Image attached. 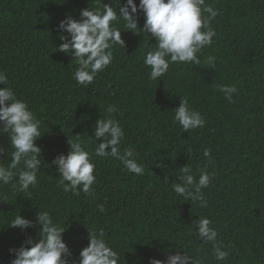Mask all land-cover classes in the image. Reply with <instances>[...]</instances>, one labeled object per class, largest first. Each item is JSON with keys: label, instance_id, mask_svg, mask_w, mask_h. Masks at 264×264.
<instances>
[{"label": "trees", "instance_id": "obj_1", "mask_svg": "<svg viewBox=\"0 0 264 264\" xmlns=\"http://www.w3.org/2000/svg\"><path fill=\"white\" fill-rule=\"evenodd\" d=\"M104 2L119 6V0ZM206 3L221 15L211 22L217 35L199 65L173 64L160 81L150 80L143 60L155 39L122 32L125 50L117 46L113 64L84 89L73 79L72 57L58 50L57 26L69 14L78 19L81 9L102 7L103 0H0V70L47 132L37 141L45 162L66 153L67 140L79 135L97 175L92 196L66 194L46 164L31 201L0 189V264H10L8 249L24 239L19 229L6 227L22 206L28 219L37 208L50 210L62 227L68 223L64 239L77 256L88 243L86 227H95L105 230L121 264H150L174 249L217 264L211 245L194 234L193 221L207 217L229 252L222 264H264V0ZM217 84L235 85L233 103ZM180 99L201 113L203 127L183 132L174 121ZM109 104L117 106L112 115L125 131L121 150L134 149L143 176L128 173L114 158L95 156L97 144L89 136ZM183 167L197 179L201 169L215 173L203 189L207 207L173 192L171 183Z\"/></svg>", "mask_w": 264, "mask_h": 264}, {"label": "clouds", "instance_id": "obj_2", "mask_svg": "<svg viewBox=\"0 0 264 264\" xmlns=\"http://www.w3.org/2000/svg\"><path fill=\"white\" fill-rule=\"evenodd\" d=\"M219 15L220 9L212 7L206 0H139V4L135 0H124L123 3L119 0L118 8L103 0L102 7L81 9L78 19L69 14L58 24L62 41L58 50L72 57V62L77 65L73 79L88 89L97 76L113 64L115 48L119 46L125 50L122 32L144 38L146 35L148 40L155 39V44H151L155 47L146 52L143 63L150 69L149 79L160 81L173 64H200L202 50L214 44L217 33L211 22ZM141 16L142 27L139 25ZM208 63L214 65V58L209 57ZM0 86V137L7 138V144L0 143V189H10L14 194H20L16 199L31 201L41 183V168L46 164L47 169L54 167L59 185L66 194L92 196L97 183L96 164L79 135L67 140L66 153H59L51 163H46L37 144L47 133L41 131V120L29 103L18 96L4 70H0ZM216 88L229 103L234 102L233 94L238 93L235 85L217 84ZM174 110V121L183 132L201 128L206 123L187 99H180ZM117 111V106L109 104L106 114L95 121L93 134L89 136L97 144L95 156L114 158L128 173L143 176L145 169L137 161L134 149L121 150L125 131L112 115ZM9 148L12 149L10 160ZM210 153V149L204 152L209 161L212 159ZM180 172L177 180L171 183L176 196L197 203L201 208L207 207L203 189L210 187L215 173L201 169L197 179L188 167L180 168ZM22 208L17 215L7 219L6 227L19 229L24 236L18 247L8 249L10 264H121L120 254L110 244L103 228L86 227L88 243L77 256L64 239L68 223L66 228L62 227L50 210L37 208H34V219H28L22 214ZM97 208L100 213L106 212L104 204H98ZM192 224L201 243L211 245L217 264L226 261L229 252L212 221L198 217ZM29 230H35V236ZM150 264H202V260L198 255L174 249L164 260L150 259Z\"/></svg>", "mask_w": 264, "mask_h": 264}]
</instances>
